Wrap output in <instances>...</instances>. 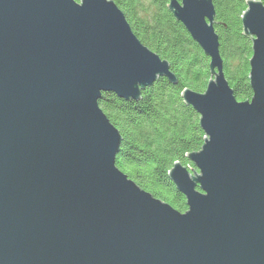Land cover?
Wrapping results in <instances>:
<instances>
[{
	"label": "water",
	"instance_id": "obj_1",
	"mask_svg": "<svg viewBox=\"0 0 264 264\" xmlns=\"http://www.w3.org/2000/svg\"><path fill=\"white\" fill-rule=\"evenodd\" d=\"M249 85L228 83L212 0L167 9L209 57L201 147L168 171L184 211L115 165L102 92L137 100L169 62L113 0H0V264H264V3L245 0Z\"/></svg>",
	"mask_w": 264,
	"mask_h": 264
},
{
	"label": "trees",
	"instance_id": "obj_2",
	"mask_svg": "<svg viewBox=\"0 0 264 264\" xmlns=\"http://www.w3.org/2000/svg\"><path fill=\"white\" fill-rule=\"evenodd\" d=\"M113 1L137 38L166 59L176 77L175 83L158 77L141 90L137 100L118 97L112 91L101 93L98 105L122 137L115 165L142 189L184 211L186 199L168 171L175 161L193 168L186 155L203 143L199 115L183 101L181 93L185 88L205 89L210 78L209 57L167 9L169 0ZM212 2L225 76L235 97L247 99L252 95L248 78L252 49L250 37L242 31L245 0Z\"/></svg>",
	"mask_w": 264,
	"mask_h": 264
}]
</instances>
